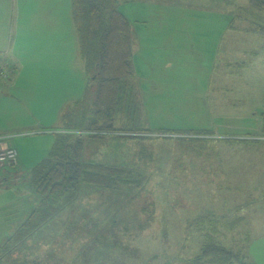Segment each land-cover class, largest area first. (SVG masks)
Instances as JSON below:
<instances>
[{"label":"rangeland","instance_id":"1","mask_svg":"<svg viewBox=\"0 0 264 264\" xmlns=\"http://www.w3.org/2000/svg\"><path fill=\"white\" fill-rule=\"evenodd\" d=\"M114 3L130 22L134 72L122 81L111 129L86 127L95 118L94 83L78 94L74 55L32 58L28 70L59 79L66 112L82 103L83 120L59 129L69 145L82 143L81 162L129 177L109 188L81 182L75 195L47 200L28 172L5 177L0 264H214L204 252L213 243L231 264H264V11L249 0ZM75 8L71 0L78 43ZM48 18L31 16L25 26L60 20ZM163 27L173 28L170 37L158 33ZM198 31V42L180 43ZM32 43L37 55L41 42ZM73 73V84L63 80ZM32 135L27 149L48 156L49 138Z\"/></svg>","mask_w":264,"mask_h":264},{"label":"crops","instance_id":"2","mask_svg":"<svg viewBox=\"0 0 264 264\" xmlns=\"http://www.w3.org/2000/svg\"><path fill=\"white\" fill-rule=\"evenodd\" d=\"M12 8L13 10H11ZM31 16L41 19L49 16V18H59L60 20L54 19L55 23L47 26L29 28L25 26V20ZM212 23L211 26L214 25V20ZM206 26L210 27V25ZM172 29L163 27L158 33L161 37L168 38L174 32ZM206 31L209 33V30ZM57 34L59 35L58 39L62 41L58 49L55 44ZM196 34L197 38L187 37L180 43L198 42L199 31ZM76 38L71 19V0H0V61L10 66L13 65V69L15 67L14 73L11 72L9 79L0 81V136L5 137L6 143L15 148L18 153L17 166H5L0 169L1 183L5 177L9 178L15 171L28 172L34 165L47 157V154L44 157V153L36 156L27 149V145L31 142L28 138H34L32 134L40 132L47 136L49 141L46 148L50 147L51 149L56 133L61 134L62 132L59 130L60 117L64 110V104L70 98L66 99V93L58 88L59 79L53 78L51 81H47L43 77L44 74L48 75L49 69H38V74L28 70L32 58V63L37 61L38 64H44L56 53L60 56L71 53L72 56L74 55L75 65H78L76 72L79 83L75 86L76 91L81 94L86 88L90 73L86 69V61L80 58ZM35 39L41 42L42 46L39 51H36L37 55L32 43ZM196 47L193 46V48ZM74 76L73 73L69 77H63V80L72 83ZM47 101L52 103L53 107H46ZM55 101H61V109L54 110L56 108ZM23 130L28 132H22ZM55 130L57 131L55 132ZM21 132L23 134L18 135ZM262 140H259V143L264 145ZM225 144L229 145V143ZM8 189L7 186L1 188L0 195L8 192Z\"/></svg>","mask_w":264,"mask_h":264},{"label":"trees","instance_id":"3","mask_svg":"<svg viewBox=\"0 0 264 264\" xmlns=\"http://www.w3.org/2000/svg\"><path fill=\"white\" fill-rule=\"evenodd\" d=\"M249 4L252 8L264 11V0H249ZM75 6L79 53L86 61V69L91 74L87 89H90L91 84L94 83L92 105L94 110L90 114H94L95 118L88 121L86 127L90 130H109L113 126L116 109L122 104L124 98L122 81L134 72L130 22L117 9L114 0H75ZM10 68L11 66L7 63L3 65L0 81L9 79ZM80 105L82 103L75 102L69 113L63 110L60 119L64 126L73 125L72 123L76 120H83L85 111L83 106L80 108ZM81 123H77V126L81 127ZM67 142H69L68 136L56 133L49 155L27 173L28 179L35 184L37 191H40L45 200L58 197L63 192H72V195H75L77 186L81 182L109 188L115 181L120 182L123 178L129 177L124 175L121 169L82 163L80 160L82 143L77 142L71 146ZM35 215L37 211H34L27 218L29 221L23 223L21 227L28 225ZM45 217L47 215H44ZM40 225L42 223L36 225L34 229L39 228ZM27 235L22 234L20 237ZM20 237H17V242ZM213 245L214 243L208 245V249H204L208 257L211 256L209 260L214 264H231L233 257L224 256L226 253H219V248ZM3 248L0 247V249Z\"/></svg>","mask_w":264,"mask_h":264},{"label":"built area","instance_id":"4","mask_svg":"<svg viewBox=\"0 0 264 264\" xmlns=\"http://www.w3.org/2000/svg\"><path fill=\"white\" fill-rule=\"evenodd\" d=\"M0 65V71H2L3 65H5V63L2 62ZM17 156V150L6 143L5 137L0 136V169L5 166L12 167L15 165Z\"/></svg>","mask_w":264,"mask_h":264}]
</instances>
